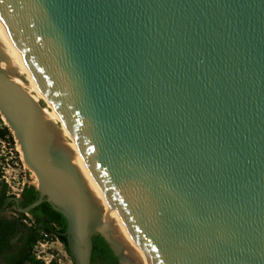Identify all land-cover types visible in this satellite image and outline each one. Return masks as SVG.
<instances>
[{
	"label": "water",
	"instance_id": "water-1",
	"mask_svg": "<svg viewBox=\"0 0 264 264\" xmlns=\"http://www.w3.org/2000/svg\"><path fill=\"white\" fill-rule=\"evenodd\" d=\"M0 113L72 264H264V0H0Z\"/></svg>",
	"mask_w": 264,
	"mask_h": 264
},
{
	"label": "trees",
	"instance_id": "trees-1",
	"mask_svg": "<svg viewBox=\"0 0 264 264\" xmlns=\"http://www.w3.org/2000/svg\"><path fill=\"white\" fill-rule=\"evenodd\" d=\"M4 130L7 129L4 127ZM5 189V184L1 182L0 201L8 196L5 194ZM19 194L20 200L18 204L20 207H23L35 199L38 192L33 184H23ZM20 213L24 214L25 212L21 211ZM27 213L29 217L22 215L21 218H28L30 220L28 224L18 223V217L0 219V255H2V259L8 260L6 252L12 247L9 244V240L17 231L20 233L16 243V245H19L20 255L11 264H35L38 262L31 253V249L35 241L41 237V231L53 233L62 243L65 252L68 254L65 236L61 233L65 228V220L58 211L54 210L44 201H40L38 204L31 207Z\"/></svg>",
	"mask_w": 264,
	"mask_h": 264
},
{
	"label": "rangeland",
	"instance_id": "rangeland-1",
	"mask_svg": "<svg viewBox=\"0 0 264 264\" xmlns=\"http://www.w3.org/2000/svg\"><path fill=\"white\" fill-rule=\"evenodd\" d=\"M35 104L41 108L44 106V103L42 100L35 101ZM55 127H58L55 123H53ZM10 130V129H9ZM11 132V131H10ZM12 134V133H11ZM13 135V134H12ZM12 137V136H11ZM15 137L13 136L12 140L10 139L11 146L13 154L16 157V164L10 165L11 169L8 167L7 162L8 160H5V157L8 155L6 154H0V167L3 166V168L7 169L6 176H16V179H13L10 181L9 185L5 184L3 182V178H1L0 173V184L1 182L5 184V194L12 195V191H17L16 187H20V180L21 177H24L23 179L24 184H33L34 186L37 185L36 178L33 176L32 172L27 168V164L24 162L23 157L20 153V150L17 146V142L15 140ZM16 144V146H15ZM18 156L20 158H18ZM10 178V177H9ZM38 179V178H37ZM17 181V182H16ZM21 211H17L12 207L11 205L0 210V219L2 218H11V217H18L17 222L28 224L30 223V220L28 218L23 219L21 218L22 215L25 217H29L27 213L21 214ZM20 233L17 231L15 234L12 235V237L9 240L10 246L16 245L18 239H19ZM59 241H54V239H48L45 245L43 246H32L31 252L33 256L37 255L38 257L35 258L38 262L35 264H52L56 263L58 261V264H72L69 255L65 252L64 248L61 244L58 243ZM35 244V243H34ZM33 244V245H34ZM0 264H4V261L0 258ZM23 264H29V263H23Z\"/></svg>",
	"mask_w": 264,
	"mask_h": 264
},
{
	"label": "bare ground",
	"instance_id": "bare-ground-1",
	"mask_svg": "<svg viewBox=\"0 0 264 264\" xmlns=\"http://www.w3.org/2000/svg\"><path fill=\"white\" fill-rule=\"evenodd\" d=\"M13 82H15L16 84H18L20 87H22L31 97V99L35 102L38 100H42L44 103V106L39 108L38 107V119L42 120L44 122L46 121H50L52 123H55L58 127L64 131H66L67 136L69 138L70 144L75 152V155L84 162L83 157L79 151L78 145L76 144L73 136L70 134V132L68 131L64 121L60 118V116L56 113V111L52 108L50 102L48 101L46 95L44 94V92L42 91V89L38 86V84L34 85L33 87L29 86L27 83H25L23 80L18 79L16 77H14L12 79ZM0 117L2 118V120L4 121V123L7 125L8 129H10L9 131H11V128L9 127V125L7 124V122L5 121V119L3 118L2 114L0 113ZM12 133V132H11ZM13 134V133H12ZM13 136V135H12ZM15 141V140H14ZM17 142V140H16ZM16 146V144H15ZM19 148V147H18ZM20 153L22 155L21 149L19 148ZM24 160V159H23ZM85 163V162H84ZM27 164V163H26ZM86 165V164H85ZM87 167V166H86ZM27 168L32 172L33 176L36 178V183L38 182L37 176L35 174V172L27 165ZM96 181V180H95ZM111 206V205H110ZM111 211L113 213V215L115 216V218L124 226V224L122 223V221L120 220V217L118 215V213L116 212V210L111 206ZM125 227V226H124ZM141 249V248H140ZM143 251V253L146 255V257L149 259V261L151 262V264H155V261L153 258L150 257V255L147 253V251L141 249Z\"/></svg>",
	"mask_w": 264,
	"mask_h": 264
},
{
	"label": "built area",
	"instance_id": "built-area-1",
	"mask_svg": "<svg viewBox=\"0 0 264 264\" xmlns=\"http://www.w3.org/2000/svg\"><path fill=\"white\" fill-rule=\"evenodd\" d=\"M5 129L7 130H4ZM11 134V132L9 131L7 125L4 123V121L2 120V118L0 117V154H6L8 153V155L5 157V160H8L7 164L8 167L11 169L10 165H15L16 164V157L13 154V149L14 147L11 146L10 143V139L12 140L13 136ZM15 142V141H14ZM18 158H20L18 156ZM6 172L7 169L3 168V166L0 167V173H1V178H3V182L7 185H9L10 181H12L13 179H16V176H6ZM10 177V178H9ZM24 177H21L20 182V187H16L17 191H12L11 194L12 195H17L22 187V185L24 184ZM17 182V181H16ZM10 186V185H9ZM41 237L35 241V244L33 245L34 247L38 246H43L45 245V243L47 242L48 239H54V241H57L58 239L56 238V236L53 233L50 232H40ZM59 241V240H58ZM59 244L60 241L58 242ZM38 256L35 255V258H37ZM46 264V263H44ZM52 264H58V261L56 263H52Z\"/></svg>",
	"mask_w": 264,
	"mask_h": 264
},
{
	"label": "flooded vegetation",
	"instance_id": "flooded-vegetation-1",
	"mask_svg": "<svg viewBox=\"0 0 264 264\" xmlns=\"http://www.w3.org/2000/svg\"><path fill=\"white\" fill-rule=\"evenodd\" d=\"M8 195V194H6ZM9 196V195H8ZM8 196L6 198H4L2 201H0V210L8 207V206H12L14 207L15 210L17 211H21L18 209V207H20V205L18 204L19 200H20V194L18 193L16 196L18 197V201L17 204L10 198H8ZM28 214V213H27ZM29 215V214H28ZM61 243V242H60ZM62 245V243H61ZM63 247V245H62ZM8 255V260H3L2 259V255H0V258L4 261V264H11L15 261V259L17 257H19L20 252H19V245H14L13 247L10 248L9 251L6 252ZM32 253V252H31Z\"/></svg>",
	"mask_w": 264,
	"mask_h": 264
}]
</instances>
